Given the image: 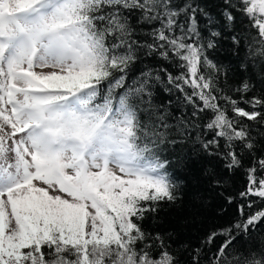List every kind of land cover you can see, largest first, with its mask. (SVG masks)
I'll list each match as a JSON object with an SVG mask.
<instances>
[{"label": "trees", "instance_id": "1", "mask_svg": "<svg viewBox=\"0 0 264 264\" xmlns=\"http://www.w3.org/2000/svg\"><path fill=\"white\" fill-rule=\"evenodd\" d=\"M95 77L75 98L160 184L114 198L108 240L45 239L0 264H264V31L249 0H74ZM118 221V220H117Z\"/></svg>", "mask_w": 264, "mask_h": 264}, {"label": "rangeland", "instance_id": "2", "mask_svg": "<svg viewBox=\"0 0 264 264\" xmlns=\"http://www.w3.org/2000/svg\"><path fill=\"white\" fill-rule=\"evenodd\" d=\"M264 31V0H249ZM74 0H0V255L43 241L108 240L125 219L114 198L159 185L129 160L126 117L55 104L49 83L74 89L95 77ZM86 40V41H85ZM118 220V221H117Z\"/></svg>", "mask_w": 264, "mask_h": 264}]
</instances>
